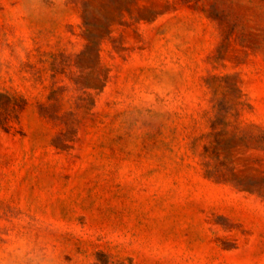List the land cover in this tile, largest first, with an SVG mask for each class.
Returning a JSON list of instances; mask_svg holds the SVG:
<instances>
[{
	"label": "rangeland",
	"instance_id": "1",
	"mask_svg": "<svg viewBox=\"0 0 264 264\" xmlns=\"http://www.w3.org/2000/svg\"><path fill=\"white\" fill-rule=\"evenodd\" d=\"M0 264H264V0H0Z\"/></svg>",
	"mask_w": 264,
	"mask_h": 264
}]
</instances>
